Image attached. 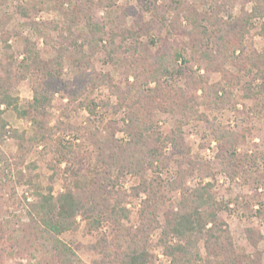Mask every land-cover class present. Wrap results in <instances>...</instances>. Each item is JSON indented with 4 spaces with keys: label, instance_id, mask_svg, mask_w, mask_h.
<instances>
[{
    "label": "trees",
    "instance_id": "obj_1",
    "mask_svg": "<svg viewBox=\"0 0 264 264\" xmlns=\"http://www.w3.org/2000/svg\"><path fill=\"white\" fill-rule=\"evenodd\" d=\"M53 1L52 6L66 19V37L55 47V56L51 59L43 58L37 40H45L47 32L57 26L51 27L49 22H37L30 17V11L35 15L40 9L37 10L32 4L18 7L19 13L29 16L26 24L37 37V40L32 41L20 33H15L20 59L10 52V35L4 31L5 22L0 23V36L4 37L6 52L4 57H0V140L9 132L8 123L2 117L5 110L9 109L19 119L31 121L37 126L32 139L39 142L45 140L47 132L52 129L44 127L39 118L48 115L47 108L50 107L54 94L66 85L61 80L65 63L71 67L76 83L83 85L86 82L91 87H96L107 83L108 76L86 74L84 63L100 50L103 42L109 58L117 61L121 58L116 52L122 47L115 45L119 35L109 31L108 26L115 25L120 16L135 13V8H120L116 19L99 20L88 15L83 27H78L76 19L84 14L81 4L75 5L77 0ZM211 1L217 2V6L209 17L202 19L190 11L184 13V20L192 25V31L188 35L191 36L193 47L188 59H182L177 65L183 55L181 47H176L170 55L155 54L152 61L149 55H141L140 60L134 59L133 62L126 60L133 63V67L126 73L132 77V81L129 83L126 80V91L119 87L112 91L120 106L127 107L128 122L124 129L126 141L123 143L114 138L116 129L113 126H105L100 131H88V139L99 149L93 164L100 171L98 176L89 179L84 175L88 165L87 158L76 156L72 147L64 142L56 144L54 152L57 157L52 178L61 171L63 191L56 194L51 189L46 194L37 191L34 201L28 203V223L22 229L29 236L28 240L37 242L42 254L51 256L53 264H83L73 249L61 239L62 234L76 227L78 217L86 223L89 231L99 230L102 223L110 224L109 236L102 235L93 247L102 257L99 264H162L156 263L150 252L149 237L157 229H160L157 246L162 248L168 258L166 264H259L261 253L250 255L237 252L229 227L219 215L228 205L223 206L216 201L212 184H200L194 189L184 185L187 172L204 166L203 163L190 159L189 149L184 145L182 127L193 119L208 122L206 116L199 111L202 103L206 102L219 109L232 99V90L239 82V75L232 74L228 70V64L237 66L238 74L249 76L255 72L256 79L246 83L243 96L248 99L259 97L251 110L264 118V48L257 53L247 54L243 47L255 19L261 20V29L264 32V0H247L252 3L250 11L242 9L229 20L219 18L218 13L226 8H233L240 0ZM114 2L113 0V5ZM6 3L7 0H0V12ZM183 7L184 3L179 0L171 1L170 10L174 13ZM140 8L153 16L157 12H161L162 16L167 12L164 5L156 7L155 0H140ZM201 21H205V24L202 25ZM126 34L134 36L136 32L127 30ZM203 39H206L205 43ZM195 65L205 73L194 71L192 68ZM209 71L218 72L222 76L221 82L210 84L207 77ZM181 76L184 77L189 91L179 89L178 99H171L169 96L164 104L156 105L162 112H169L176 117L173 128L168 134L161 136L154 129L150 115L144 112L142 89L150 82H156L159 87L162 78ZM25 79L31 83L32 99L22 102L11 91L16 83ZM255 80L259 81L256 85ZM166 89L168 92L174 90V84H169ZM132 95L135 98L133 101ZM154 104L156 103L152 101V105ZM94 107V103L87 105L88 112L92 114ZM210 126L217 144L216 158L221 171L231 179L240 173L248 174L244 163L249 157L241 156L237 152L239 146L245 142V133L216 124ZM167 145L171 146V155L180 156L179 179L167 183L161 177L148 180L145 176L147 169L161 170L168 163L169 157L163 153ZM3 159L4 155L0 154V162ZM61 164L65 165L63 169L58 168ZM113 173L116 174L115 177ZM124 173L140 179L138 185L131 189V196H145L138 211L139 223L136 227L122 223L129 216L126 209L128 195L121 190H114L116 180ZM250 173L255 192L262 189L264 193V171ZM165 188L180 191V199L175 206L167 199ZM263 210L264 204L257 214L264 217ZM160 213L164 216L163 225L159 222ZM254 231L246 229L248 239L256 246L264 241V235L258 231H255V235Z\"/></svg>",
    "mask_w": 264,
    "mask_h": 264
},
{
    "label": "rangeland",
    "instance_id": "obj_2",
    "mask_svg": "<svg viewBox=\"0 0 264 264\" xmlns=\"http://www.w3.org/2000/svg\"><path fill=\"white\" fill-rule=\"evenodd\" d=\"M112 1L77 0L74 2L77 6L81 4L80 6L84 9V14L76 19L78 27L79 25L83 27L88 15L99 20L116 19L120 8H135V13L120 16L115 25L108 26L109 31L119 35L115 40L116 47H122L116 52V55L121 57L119 61L107 56L104 49L105 42H103L100 50L84 63L86 74L107 75L108 82L96 87H91L86 82L80 85L76 83L71 67L65 63L61 80L66 85L54 94L51 105L47 108L48 115L39 118L45 125L44 127L52 129L51 132H47L45 140L41 142L32 139L35 137L37 126L31 121L19 119L10 109L5 110L2 116L8 123L9 132L0 140V154L4 155V159L0 162V169L5 167L3 171H0V264H53L51 256L42 254L37 242L28 240L29 236L22 229L28 223V203L34 201L37 191L43 194L48 193L50 189L54 194L63 191L64 182L63 176L60 175L61 171H58V175L52 178L57 157L54 152L56 144L64 142L72 147L76 156L86 157L88 165H86L84 175L89 179L98 176L100 171L96 170L93 164L99 149L88 139V131H100L105 126H113L116 129L114 138L123 143L126 141L127 136L124 129L128 122L127 107L120 106L118 98L112 93L115 87L126 91V80L128 79L129 83L132 81V77L126 73L130 67H133V63H128L126 60L133 62L134 59L139 58L140 60L141 55H149L152 61L155 54L170 55L176 47H181L183 57L178 60L177 65L180 64L182 59L189 58L192 52L191 47H193L191 36L188 35L192 31V25L184 20L185 11L193 12L203 19L209 17L217 6V2L211 0H179L184 3L185 7L174 13L170 10L172 0H155L156 7L164 5L167 12L163 16L161 12L153 16L150 12L140 8V0H114L115 5ZM51 3L54 1L7 0L0 12V23L5 22L4 31L10 35L8 43L12 45L10 52L16 58H21L18 54L19 48L16 46V32L32 41L37 40L33 30L26 24L29 16L26 17L18 12V7L26 4H32L37 10L40 9L35 15L32 11L29 12L33 20L49 22L51 27L57 26L56 29L52 28L47 32L45 40L43 38L37 40V46L44 59L48 60L55 56V47H58L63 37H66L64 29L66 19ZM251 6V2L240 0L233 8H226L219 12L218 17L223 20H229L230 17L233 19L242 9L250 11ZM65 7L68 5L65 4ZM201 23L204 25L205 21ZM127 30L135 31L136 35L128 36ZM3 38L0 36V57L6 55ZM206 39H203L204 43ZM243 47L247 54L257 53L264 48L261 20H254ZM85 52L87 53L86 49ZM227 67L232 74L239 75V82L232 90V99L219 109L213 108L206 102L202 103L199 105V111L206 116L208 122L193 119L182 127L183 141L189 149L190 159L197 163L201 162L204 166V168H196L192 172H187L184 185L194 189L200 184L211 183L216 201L223 206L228 205V208L221 210L219 215L229 227L237 252L250 255L259 252L261 253L259 264H264V241L254 246L246 233V229H254L264 235V217L257 214L264 204V193L262 189L255 192L252 173H250L258 170L264 171V118L255 110H251L259 101V97L254 96L253 99H248L243 96L246 83L256 79L255 72L246 76L242 73L238 74L237 66L228 64ZM192 69L198 71L199 74L205 73L196 65ZM186 72L188 74L189 70L187 69ZM207 77L210 84L222 80V76L214 71L207 72ZM258 83V80L254 81L255 85ZM169 84H174L175 89H170L171 91L168 92L166 86ZM179 89L189 91L183 76L162 78L159 87L156 82H150L142 89L144 112L150 115L154 129L161 136H165L173 128L176 117L169 112H162L156 105L164 104L169 96L172 97L171 99H178ZM11 93L22 102L31 100L30 81L28 79L19 81L14 85ZM134 99L133 97L132 101ZM152 101L156 104L152 105ZM90 103L95 104L92 114L87 110V105ZM210 124L245 133V142L239 146L237 152L241 156L249 157L244 163V169L249 172L248 174L240 173L231 179L221 171L216 158L217 144ZM163 153L167 158L169 157L168 163L161 170L160 168L147 169L145 176L148 180L161 177L167 183L179 179L180 156L171 155L170 145L164 147ZM64 167L65 165L61 164L58 168L63 169ZM182 168L185 169L184 166ZM113 176L115 177L116 174L113 173ZM139 181L138 177L124 173L116 180L114 186V190H121L128 195L126 209L129 211V216L127 220L122 221L125 226L136 227L139 223L138 211L145 196L143 194L131 196V189L137 186ZM165 192L167 199L175 206L180 199V191L165 188ZM159 222L161 225L164 224L163 213L159 214ZM76 223V227L62 234L61 239L73 249L83 264H99L102 257L93 247L100 241L102 235L109 236L110 224L102 223L99 230L89 231L88 226L80 217L77 218ZM255 231L254 234L257 235ZM159 236L160 229L150 235V252L156 263L166 264L168 258L164 255L162 248L157 246ZM201 251L203 253L202 247Z\"/></svg>",
    "mask_w": 264,
    "mask_h": 264
}]
</instances>
